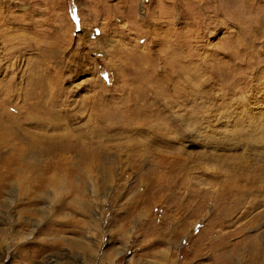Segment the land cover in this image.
<instances>
[{
    "label": "rangeland",
    "instance_id": "rangeland-1",
    "mask_svg": "<svg viewBox=\"0 0 264 264\" xmlns=\"http://www.w3.org/2000/svg\"><path fill=\"white\" fill-rule=\"evenodd\" d=\"M0 264H264V0H0Z\"/></svg>",
    "mask_w": 264,
    "mask_h": 264
}]
</instances>
